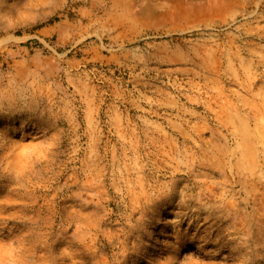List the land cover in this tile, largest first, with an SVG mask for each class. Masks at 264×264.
I'll return each mask as SVG.
<instances>
[{
  "label": "rangeland",
  "instance_id": "1",
  "mask_svg": "<svg viewBox=\"0 0 264 264\" xmlns=\"http://www.w3.org/2000/svg\"><path fill=\"white\" fill-rule=\"evenodd\" d=\"M0 264H264V0H0Z\"/></svg>",
  "mask_w": 264,
  "mask_h": 264
}]
</instances>
